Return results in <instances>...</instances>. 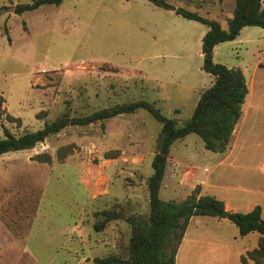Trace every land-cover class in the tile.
Returning <instances> with one entry per match:
<instances>
[{
    "label": "rangeland",
    "instance_id": "1",
    "mask_svg": "<svg viewBox=\"0 0 264 264\" xmlns=\"http://www.w3.org/2000/svg\"><path fill=\"white\" fill-rule=\"evenodd\" d=\"M32 1L0 0V138L35 132L64 115L83 117L137 101L154 104L181 127L214 83L202 70L201 40L208 27L173 10L148 0H63L58 7L15 13L17 5ZM162 1L216 21L225 31L235 4ZM248 31L237 42L219 44L213 61L247 69L250 86L257 57L250 42L264 41L262 29ZM160 131L161 125L140 109L88 126H68L33 149L0 155V235L7 228L18 242V248L0 252V264H93L109 254L127 258L131 230L126 219L149 214L147 180ZM244 132L240 151L245 158L253 153L249 122ZM217 155L205 150L195 134L176 140L159 198L181 202L198 188L199 195L222 198L229 206L240 203L238 213L259 205L264 219L263 195L214 186L202 191L199 183ZM217 174L214 185L220 182ZM241 180L249 184L251 177ZM103 211L119 219L96 232L93 226L103 220ZM226 236L237 238L227 254L219 251ZM258 236L240 238L227 220L194 217L176 264H224V258L241 264L238 255ZM196 237L217 243V251L208 254L203 245H194Z\"/></svg>",
    "mask_w": 264,
    "mask_h": 264
},
{
    "label": "trees",
    "instance_id": "2",
    "mask_svg": "<svg viewBox=\"0 0 264 264\" xmlns=\"http://www.w3.org/2000/svg\"><path fill=\"white\" fill-rule=\"evenodd\" d=\"M62 1L33 0L29 4L17 5L14 11L16 14H22L42 6L58 7ZM148 1L156 7L173 10L184 19L208 27L201 40L202 70L214 77V83L200 95L191 118L178 127L176 121L163 115L154 104L145 101L120 104L83 117L70 118L64 115L54 122L45 123L40 130L19 137L5 133L4 137L0 138V155L33 149L68 126H88L122 114H133L140 109L146 110L161 125L157 151L151 163L153 173L147 180L149 214L147 217L131 215L126 219L131 230L127 258L109 254L94 258L93 264H175L177 250L193 217L227 220L237 228L240 238L250 233L259 234L258 247L247 252L246 257H242V262L245 264L248 258L255 264H262L264 219L259 206L247 213L231 212L226 210L224 203L216 197L199 195L198 188L181 202L163 201L159 198V191L169 151L176 140L195 134L203 142L205 150L216 154L228 151L234 129L242 115L241 107L248 90L240 69H229L213 61V49L218 44L235 40L245 27L264 30L263 0H235L233 16L226 31L218 22L204 19L196 13L175 9L162 0ZM100 214L103 220L94 224L93 229L96 232H101L108 222L119 219L113 211H103Z\"/></svg>",
    "mask_w": 264,
    "mask_h": 264
},
{
    "label": "crops",
    "instance_id": "3",
    "mask_svg": "<svg viewBox=\"0 0 264 264\" xmlns=\"http://www.w3.org/2000/svg\"><path fill=\"white\" fill-rule=\"evenodd\" d=\"M244 32L249 33L248 27L243 28L240 31L239 35L236 37V39L233 40V42H237L240 35ZM263 32L264 31L262 30V32H259V34L261 35L262 40L264 41ZM250 44L252 54L255 53L257 57L255 58L256 62L253 65L250 76V86L245 77V71H247V69L241 70L239 68L244 75L248 90L244 103L241 107L242 115L234 129L228 151L224 154H218L216 162H214L208 168L205 169L203 180L199 183V185H201L202 187V191L204 188L214 186L215 188H219L221 191H225L228 193H250L264 196V42L262 44L256 45L257 42L252 41L250 42ZM218 45H216L213 49V58ZM248 122L250 123V129L252 134L251 143L253 153L251 154V156L248 155L244 158V154L240 151V149H242V145L245 141V138L243 137L245 136L244 128ZM261 127L262 130L260 129ZM246 159L251 160V162L247 161ZM217 170L220 174V176L217 174L219 176L220 182L218 185L216 183L214 185L211 179L212 176L216 174ZM243 176H250L251 182L249 184L244 183L241 180ZM1 191L2 190L0 187V192ZM222 202L224 203L226 210L231 212H235L237 207L240 206V203H235L234 206H229L226 200H222ZM255 206H251V210ZM259 207L261 208V216L263 219L262 207ZM1 208L2 206L0 204V210ZM193 220L194 217L189 221V224L186 228L183 239L175 256V264L179 249L188 237V230ZM251 234L252 233H250L249 235ZM2 235H4V237L8 239L5 238L4 240H2V242L0 241L1 253L3 250H12L13 248H18V242L15 244L16 236L14 233H12L6 228L4 231H1L0 238ZM259 238L260 235L258 237H255V244H251V248H244L243 253L246 254L247 252L256 249L258 247ZM236 240L237 238L234 236L232 238L226 236V245H223V242H219V251H222L227 254L230 248V242H235ZM216 241L218 242L217 239ZM196 242L197 243L194 245H203L202 247H205V251L208 252V254H212V252L217 251L218 244L209 241L208 239H202L201 241L200 238L198 239V237H196ZM23 250H25V248ZM244 254L241 253L240 255H238L241 264H243L242 257H244ZM209 262L210 261L208 260V263ZM224 264H228L227 258H224ZM245 264H255V262L247 258ZM262 264H264V261Z\"/></svg>",
    "mask_w": 264,
    "mask_h": 264
}]
</instances>
